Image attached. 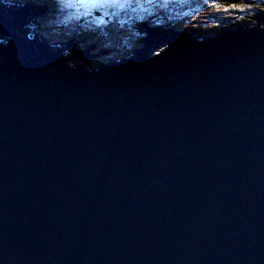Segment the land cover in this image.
I'll use <instances>...</instances> for the list:
<instances>
[{
    "label": "water",
    "instance_id": "1",
    "mask_svg": "<svg viewBox=\"0 0 264 264\" xmlns=\"http://www.w3.org/2000/svg\"><path fill=\"white\" fill-rule=\"evenodd\" d=\"M40 12L0 1V264H264V20L92 69Z\"/></svg>",
    "mask_w": 264,
    "mask_h": 264
},
{
    "label": "rangeland",
    "instance_id": "2",
    "mask_svg": "<svg viewBox=\"0 0 264 264\" xmlns=\"http://www.w3.org/2000/svg\"><path fill=\"white\" fill-rule=\"evenodd\" d=\"M66 1L70 4L68 11L65 10V12L60 13V10L55 11L52 9V15L41 13L43 12L41 11L37 16L35 21L37 28H32V30L34 33L39 35L44 42L53 41L66 44V41L71 42L70 40H72L71 43L73 46L71 47L73 48V51L77 53V55L84 53L86 58H89V60H86V64L92 69L96 66H103L105 63L115 59H125L130 54H133L139 50L138 48L140 46H137V41L139 40L140 33L142 32L139 31L138 27L136 26L139 25L146 28V26H149L147 23L138 20L139 17H134L130 11L128 12L127 10L122 9L123 11L121 12H124L123 23L129 32L126 33V31L122 32L121 30L117 29L118 26L115 23L118 19L117 14H115V17L103 15L100 20H92L91 16H89V10H87L90 9L89 6H92V4H95L99 1L104 2L105 5L109 7L113 5V2L119 4L123 2V0ZM205 1L208 2V6H203L206 5ZM238 1L240 2V0ZM151 2H153L152 7L155 10H164L165 8L168 9L166 11V13H168L166 16L170 22H179L178 24H180L182 28L190 29V27H193V29H200V31L203 32L209 30L210 28L214 29L218 26H221L220 24L226 23L229 25H234L233 23H236L235 26L237 27L242 24L254 27L259 26L258 21L263 15L254 18V14H260V11H264V0H244L240 5L218 3L217 5L213 0H151ZM163 4L167 6L161 9L160 7ZM193 4H198V6L192 7ZM41 6L45 7L44 4H41ZM36 7L39 6L36 5ZM238 12L241 13V15L238 17L240 21L236 22L235 19H231V17ZM54 14H57V17H55ZM66 18L72 19L73 23L67 22ZM244 18L246 19L247 23H243ZM133 23L135 24L134 30H132L130 27V24ZM50 27H54L56 29L49 30ZM173 27L174 25L169 28ZM123 29H125V27ZM150 29H154V27ZM222 29L229 30L230 28L222 27ZM85 31H87L91 37H88L87 39L80 37V34ZM143 33L148 34V32ZM150 35L151 34H149V37ZM75 39L78 40V42H76ZM115 41L117 42L115 43ZM101 47H109V50H100ZM120 51H127V53L121 55L119 54ZM104 52H106V54Z\"/></svg>",
    "mask_w": 264,
    "mask_h": 264
},
{
    "label": "trees",
    "instance_id": "3",
    "mask_svg": "<svg viewBox=\"0 0 264 264\" xmlns=\"http://www.w3.org/2000/svg\"><path fill=\"white\" fill-rule=\"evenodd\" d=\"M21 1H23L24 3L35 2V3L40 4V5L44 4L46 7L50 8V11H49L50 14H51V9L52 8H53V10H56V8H57V11L58 10H60L61 12L63 11V9H62L63 4L59 0H21ZM152 4H153V2H151V0H123V2H121L119 4H116L115 2H113V5L109 6V7L106 6L105 3H104V4H102L100 6V10L99 11L92 10L93 11L92 15L90 14L91 11H88V12H89V16L91 15L92 20L96 19V17H99L100 15L101 16L109 15V16L115 17V14H117V18L118 19L115 22L116 25L118 26L117 29L121 30L122 32L126 31V33L128 32V29L126 28L125 24L123 23L124 12H121L123 10H127L128 12L130 11L131 14H133L134 17H139L138 20H140L142 22L144 21L145 23H147L151 27H159L158 29H161L162 31L165 30V29H168L169 27H172L174 25L175 28H179V30L182 29V30H184L186 32H190L192 34H195V36L196 35L205 36L204 34L220 32L217 28H214V29L210 28L209 30H207L205 32L200 31V29H193V27H190V29L182 28L180 26V24H178L179 22L173 23V21L170 22L169 19H167L168 17L166 15L168 13L163 12V10H155V9H153ZM44 10H45V8H44ZM117 12H119V13H117ZM261 13L262 14H254V15H255L256 18L259 17V15H263V16H261L260 19L264 20V18H263L264 17V11L261 12ZM54 16H55V14H54ZM181 23H184V22H181ZM235 25L236 24H234V25H229L228 24L229 27H227V28H230V27L233 28V26H235ZM124 27H125V29H123ZM130 27L132 28V30H134L135 29V24L134 23L130 24ZM50 29L54 30L56 28L50 27ZM78 34H80V33H78ZM145 36H146L145 33H140V38L137 41V46H140L138 48L139 50H140L141 47H143L142 46L143 45L142 40L145 38ZM80 37H83L84 39H87L88 37H91V36H89L88 32L85 31V32H82L80 34ZM116 42L117 41H115V43ZM101 49H105V51H106V50H109V47H101L100 50ZM126 53H127V51H120L119 54L124 55ZM109 62H111V61H109ZM109 62H107V63H109Z\"/></svg>",
    "mask_w": 264,
    "mask_h": 264
},
{
    "label": "flooded vegetation",
    "instance_id": "4",
    "mask_svg": "<svg viewBox=\"0 0 264 264\" xmlns=\"http://www.w3.org/2000/svg\"><path fill=\"white\" fill-rule=\"evenodd\" d=\"M216 4L218 3V4H234V5H240V4H242L243 3V1L244 0H240V2L237 0V2H231V3H223V2H221V1H218V0H213ZM205 3H206V5H203V6H208L207 4H208V2L207 1H205ZM199 4H201V3H199ZM217 4V5H218ZM194 6H198V4H196V5H192V7H194ZM263 6H264V2H263ZM257 8H258V6H257ZM261 12H263V11H260V14H261ZM241 15V13H237V14H235V15H233L232 17H231V19H235V21L236 22H239L240 20H239V16ZM260 16V15H259ZM254 18H256L255 16H254ZM243 23H247L246 22V19L244 18V20H243ZM233 24H236V23H233ZM221 26H218V27H216L218 30H221L222 29V27H229L228 26V23H226V24H220Z\"/></svg>",
    "mask_w": 264,
    "mask_h": 264
},
{
    "label": "bare ground",
    "instance_id": "5",
    "mask_svg": "<svg viewBox=\"0 0 264 264\" xmlns=\"http://www.w3.org/2000/svg\"><path fill=\"white\" fill-rule=\"evenodd\" d=\"M236 2H237V1H236ZM23 4H24L23 1H21V0H16V5L23 6ZM88 10L91 11L90 14L92 15L93 11H92L91 9H88ZM43 11H45V10H43ZM91 15H90V16H91ZM37 16H38V15H37ZM223 21H224V20H223ZM139 31H140V30H139ZM33 34H34V35H37V34L34 33V32H33ZM90 58H91V57H90ZM111 62H112V61H111ZM109 63H110V62H109ZM109 63H107V64H109ZM107 64L105 63L104 65H107ZM104 65H103V66H104ZM99 67L101 68V66H99Z\"/></svg>",
    "mask_w": 264,
    "mask_h": 264
},
{
    "label": "clouds",
    "instance_id": "6",
    "mask_svg": "<svg viewBox=\"0 0 264 264\" xmlns=\"http://www.w3.org/2000/svg\"><path fill=\"white\" fill-rule=\"evenodd\" d=\"M264 18V17H263Z\"/></svg>",
    "mask_w": 264,
    "mask_h": 264
}]
</instances>
